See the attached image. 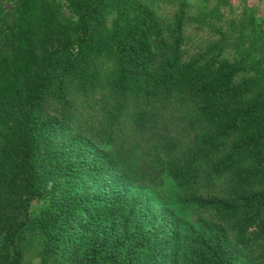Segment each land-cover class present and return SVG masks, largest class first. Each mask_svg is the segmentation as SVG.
I'll use <instances>...</instances> for the list:
<instances>
[{
    "label": "trees",
    "instance_id": "1",
    "mask_svg": "<svg viewBox=\"0 0 264 264\" xmlns=\"http://www.w3.org/2000/svg\"><path fill=\"white\" fill-rule=\"evenodd\" d=\"M185 7L165 29L140 0H0V185L26 206L45 198L3 233L0 264H23L36 240L53 264H82L66 229L165 180L210 218L178 220L173 235L134 231L106 264H264V43L234 39L229 59L228 39L216 41L182 61ZM88 178L116 199L71 193Z\"/></svg>",
    "mask_w": 264,
    "mask_h": 264
},
{
    "label": "rangeland",
    "instance_id": "2",
    "mask_svg": "<svg viewBox=\"0 0 264 264\" xmlns=\"http://www.w3.org/2000/svg\"><path fill=\"white\" fill-rule=\"evenodd\" d=\"M181 1L186 2L185 17L182 23L181 59L188 61L207 50L213 42L228 39V46L222 52L226 58H233L236 55L234 39L246 41L252 35L264 43V0H140L143 6L156 17L158 23L168 29L174 21V15ZM255 15L259 23L250 24L251 16ZM250 36V37H249ZM241 37V38H240ZM264 54V51H263ZM87 154L94 153L86 149ZM19 165V164H18ZM15 172V170H13ZM20 173L19 170H16ZM3 184L0 185V189ZM162 192L154 188H133L128 196L119 198L118 204L113 211L101 214L88 223H75L72 228H67L69 242L76 241L77 253L81 252L82 264H86L84 252L94 247L109 243L105 250L106 257L110 250L130 236L134 231L140 234H162L173 235V226L178 220L189 219L191 222L199 218H210L207 213L200 212L194 207H184L178 199V192L170 180L159 184ZM3 188V187H2ZM2 190V191H1ZM0 190V220L3 233L15 223L21 222L23 218L37 213L45 204V198L37 196L27 204H20L25 196L20 198L9 195L6 188ZM71 193H78L84 198L87 205L96 204L102 201H113L116 199L111 184L105 179L96 180L88 178L77 183ZM10 199V201L8 200ZM139 202L138 207L131 206ZM172 210L173 214L169 212ZM91 215L90 207L84 211ZM88 219V218H87ZM182 229L188 230L189 226L181 225ZM189 242V241H187ZM242 248L241 259L252 255L260 260V255L254 250L253 245ZM42 243L36 240L33 246L24 252L23 264H53L51 260L44 259L40 253ZM111 260V259H109ZM243 260H241L243 262ZM59 260L57 264L61 263ZM107 258H102L94 264H106ZM65 264V263H64Z\"/></svg>",
    "mask_w": 264,
    "mask_h": 264
}]
</instances>
